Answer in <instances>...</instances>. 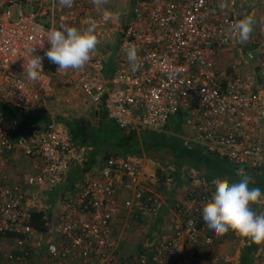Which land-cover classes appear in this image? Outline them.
<instances>
[{"label":"built area","instance_id":"built-area-1","mask_svg":"<svg viewBox=\"0 0 264 264\" xmlns=\"http://www.w3.org/2000/svg\"><path fill=\"white\" fill-rule=\"evenodd\" d=\"M245 1L131 0L118 28L115 17L89 1L73 0L65 7L59 0H0V237L14 236L10 264H39L33 250L44 251L47 264H115V223L126 212L154 216L161 207L151 190L152 185L163 186L156 168L165 174L164 185L175 184L171 165L155 161V170L149 171L145 162L150 160L142 155L113 154L68 185L91 148L77 144L67 126L52 116L34 118L47 113L58 85L76 87L95 112L101 105L120 129L165 132L176 117L188 126L182 136L209 153L252 169L264 165V43L254 33L240 43L229 32L243 18ZM14 9L17 18L12 20ZM89 17L97 22L101 50L118 30L108 74L100 51L82 70L57 71L58 65L45 56L47 31L61 25L87 27ZM133 45L140 58L136 72L125 51ZM232 47L257 68L260 84L249 72L218 67L220 51ZM28 54L42 57L44 73L36 82L24 72ZM18 166L30 171L23 183L11 176ZM196 174L189 175V187L173 193L169 232H153L132 264H200V250L214 244L202 224V206L214 187ZM43 190H56L50 206ZM252 209L261 214L264 200ZM33 212H43L39 231L31 224ZM123 223L125 231L133 230V222ZM232 239L240 246L250 244L234 232ZM263 255L261 249L252 253V264H259ZM212 262L240 264L235 254H216Z\"/></svg>","mask_w":264,"mask_h":264},{"label":"clouds","instance_id":"clouds-1","mask_svg":"<svg viewBox=\"0 0 264 264\" xmlns=\"http://www.w3.org/2000/svg\"><path fill=\"white\" fill-rule=\"evenodd\" d=\"M107 2L108 0H92L97 8ZM59 4L71 7L73 0H59ZM220 7L224 8L225 5L221 4ZM85 23L87 27L84 28L61 25L47 31L45 38L50 47L46 50L45 56L50 62L58 65L57 71L82 70L92 58L100 43L96 34L97 22L89 17ZM255 23L254 16L247 15L235 21L229 32L235 34L240 43H246ZM125 51L131 70L138 71L140 67L138 49L133 45ZM29 57L31 58L24 64V72L27 73L28 80L36 82L44 73L42 57L39 55ZM236 175L239 178L236 182H229L227 174L212 180L214 190L202 206L203 221L218 235L231 230L252 243H264V213L258 214L251 208L252 204L264 200V192L258 187H249L252 177L244 168H239Z\"/></svg>","mask_w":264,"mask_h":264},{"label":"trees","instance_id":"trees-1","mask_svg":"<svg viewBox=\"0 0 264 264\" xmlns=\"http://www.w3.org/2000/svg\"><path fill=\"white\" fill-rule=\"evenodd\" d=\"M114 45H111L112 47ZM108 55V56H107ZM107 59L105 64L107 65L105 73L111 66L112 55L106 52ZM90 126L77 128L75 124L68 119L61 116H54L53 118L62 122L67 126L73 140L79 145H86L87 143L80 138V136H88L92 145L91 151L88 154V161L81 168H76L72 171L67 179V184L72 185L83 171L89 169L96 161L97 156L100 153L102 147L110 149L102 156V161L109 154H134V155H146L153 161H161L172 164L175 167L176 174L180 173L182 169L184 171L194 169L197 170L207 182H212L217 177H222L227 174L229 182L238 181L236 175L239 168H244L245 171L252 177L249 187H258L264 192V165L259 169H252L249 167L234 165L228 162L226 159L209 153L200 145L184 140L179 134L182 133L179 127H174L173 123L179 118H172L169 121L168 130L162 133L156 132H141L136 133L131 130L120 129L113 122L106 118V114L102 109H98L97 115ZM38 120H48L50 116L46 114H39L34 117ZM181 121V120H180ZM82 129H88L82 133ZM91 129V130H89ZM91 131V132H90ZM172 132H175L173 134ZM179 133V134H178ZM31 224L35 229H42V212L32 213ZM13 237V235H9ZM257 244L250 243L244 247L240 255V264L252 263V252L256 248Z\"/></svg>","mask_w":264,"mask_h":264},{"label":"crops","instance_id":"crops-1","mask_svg":"<svg viewBox=\"0 0 264 264\" xmlns=\"http://www.w3.org/2000/svg\"><path fill=\"white\" fill-rule=\"evenodd\" d=\"M248 1V2H247ZM255 4V1H251V0H246L245 4L243 6V17L247 16V15H253L254 16V9H252L249 13L247 11L246 6L248 4ZM263 18L262 20L264 21V13L262 14ZM256 25V24H255ZM254 25V27H255ZM254 29V28H253ZM255 31L253 30L252 33H254ZM257 37V39L261 42L264 43V39L263 37L257 35V33H254ZM112 45V44H110ZM116 46V45H115ZM232 50V51H231ZM112 53V52H111ZM111 53H109L111 55ZM105 60L107 59L106 53H103ZM238 50H236L234 47L232 48H224L220 51V53L217 56L216 62L218 67H220L221 69H226L225 67L227 66H222V60L224 59H230L235 57V59L232 61L233 62V66L230 67L231 69H228V71H239L238 69V65L242 66L241 73L242 72H249L250 74L253 75V77L257 78V74H258V70L256 67L251 66L250 64L245 63L241 58ZM112 57V56H111ZM111 63H112V59H111ZM232 64V63H231ZM227 70V69H226ZM261 80H259V77L256 79V83L257 85L260 84ZM264 88V87H263ZM96 114V112H95ZM110 121V120H109ZM112 122V121H111ZM116 125V124H115ZM169 125V124H168ZM168 128V126H167ZM168 130V129H167ZM166 130V131H167ZM165 131V132H166ZM162 133V132H160ZM173 134H175V132H172ZM179 134V133H178ZM184 140H187L186 137L182 136V133L179 134ZM190 141V140H187ZM193 142V141H190ZM195 143V142H194ZM87 146V145H86ZM91 151V150H90ZM113 155V154H111ZM119 155V154H118ZM109 156V155H108ZM142 156H144L145 158H147L148 162H145L146 164V169L149 171H154L155 170V161L151 160L149 157H147L146 155L142 154ZM160 162L163 165H171L173 167V169L170 171V176L173 178L175 184L174 186H166L164 185V181L165 180V174H163V172H160V170L158 168H156L155 172L157 173V177L160 179V183L163 185H152L151 186V190L156 193L159 196V199L161 200V207L158 211V213L154 216H150V215H137L135 212L129 211L126 212V214H124V216H122L114 225V230L115 233L117 234V236L119 237V246H118V251H117V256L120 254L122 255L121 264H128L129 262H131V264L134 262V260L141 254L144 252L145 248H144V243L146 240H149L152 237V233L155 231H161V232H169V228H168V211L169 208L172 204V199H173V193L175 190L180 189V188H187L191 185L192 183V179H190L189 177H187L184 173V169H182L180 171V173L176 174V170L175 167L172 164L169 163H165V162H161V161H157ZM15 170L14 169L12 171V178L14 177L15 174ZM195 172H197V174L195 175L196 179L201 178L204 179L202 177L201 174L198 173L197 170L194 169H190ZM190 170H187L186 172H190ZM27 172H30L29 169H26ZM81 176V175H80ZM15 179V177H14ZM20 183H23L21 181H19L18 179H15ZM69 180V179H68ZM205 180V179H204ZM77 181V180H76ZM207 182V181H206ZM56 190L53 191H47V190H43L44 196L46 195L45 198V203L47 205H51L54 202V199L56 197ZM126 197L124 194L122 196H120V198ZM252 208V205H251ZM264 213V210L263 212ZM42 216H43V212H42ZM133 222L134 227L133 230L130 231H125V229H123V222ZM202 224L204 225V221L202 220ZM205 227V233H209L212 235L213 239H214V244L210 247H204L203 249L200 250V255L198 258V261L200 264H215L212 262V258L218 254V255H222V254H231V255H238L239 259H240V255H241V251L244 247L248 246H240L241 244L234 241L232 239V232L230 230V236H229V241L228 243H219V238L221 237V235H217L214 231H212L211 229H209L205 223L204 225ZM36 230H41V229H36ZM14 240V236L11 237ZM39 240V238L35 239V243ZM251 243V242H250ZM226 244V246H225ZM14 246H15V242H14ZM232 246L233 249H229V247ZM258 249H261L264 252V243L261 244H257L256 248L254 249V251L252 253H254L255 251H257ZM40 251V250H39ZM34 252V250L32 251V258L34 260H37V262L39 264H47L46 258L42 256H44V251H40L39 254H36ZM4 261V256L2 255V253H0V264ZM5 262V261H4ZM259 264H264V255L263 257L259 260ZM116 264V263H115ZM252 264V263H251Z\"/></svg>","mask_w":264,"mask_h":264},{"label":"rangeland","instance_id":"rangeland-1","mask_svg":"<svg viewBox=\"0 0 264 264\" xmlns=\"http://www.w3.org/2000/svg\"><path fill=\"white\" fill-rule=\"evenodd\" d=\"M84 1H89L91 5H94L92 3V0H84ZM255 1V4L253 3L252 5L249 3L246 8L248 13L254 9V19L256 21V25L254 27V33H257V35L263 37L264 39V21L262 20L263 16L262 14L264 13V0H251ZM248 2V1H247ZM131 0H108L106 4L101 5L99 9L101 12L106 13L110 16L115 17L116 24H118V28H122V25L124 24V21L126 19V15L128 13V9L130 7ZM95 6V5H94ZM17 18V14L14 9V13L12 16V20ZM119 39V34L118 30L113 31L111 35V39L108 41V43L105 44L104 49L101 50V46H97L96 52L100 51V53H111L114 52L116 49V42ZM114 45L110 47L111 45ZM103 47V46H102ZM228 49V48H227ZM232 51V50H231ZM235 57L233 58V60ZM232 58L230 59H224L222 60V66H227L225 67L226 69H231L233 65ZM232 63V64H231ZM239 71L241 72L240 69L244 70L242 66L238 65L237 66ZM95 108H101L102 106L99 105ZM47 113L46 115L48 116H61L65 119H68L69 121L73 122L77 128H82L85 126H90L93 122V119L96 118L93 115V108L90 106V101L84 97L80 91L75 87H68V86H57L56 88V94L54 97L48 101L47 103ZM174 127H179L180 131L183 134H188V126L180 121V120H175V123H173ZM91 130V129H89ZM82 133H86L88 129H82L80 130ZM86 131V132H84ZM91 132V131H90ZM82 140H84L90 148H92V145L88 143L90 141L89 137H83L80 136ZM108 151H111L110 149H105V146L101 148L99 155L96 158V161H100L102 159V156L107 153ZM112 154V153H111ZM109 154V155H111ZM27 167L23 166H18V168L15 170L14 177L15 179H18L19 181L23 182L26 175L29 174V172L26 171ZM185 175L188 177L192 172H186L184 171ZM199 173V172H198ZM200 174V173H199ZM191 179V177L189 176ZM205 225V222H204ZM218 235V234H217ZM220 236V235H219ZM229 236H230V231L227 233L221 235L219 238V243H228L229 241ZM14 240L13 238L9 236L5 237H0V253L4 256V261L1 264H10L8 260V256L12 254V251L14 249ZM226 246V244H225ZM229 249H233L232 246L229 247ZM122 255L117 256L116 264H121Z\"/></svg>","mask_w":264,"mask_h":264},{"label":"water","instance_id":"water-1","mask_svg":"<svg viewBox=\"0 0 264 264\" xmlns=\"http://www.w3.org/2000/svg\"><path fill=\"white\" fill-rule=\"evenodd\" d=\"M95 115H97V112H96V114Z\"/></svg>","mask_w":264,"mask_h":264},{"label":"bare ground","instance_id":"bare-ground-1","mask_svg":"<svg viewBox=\"0 0 264 264\" xmlns=\"http://www.w3.org/2000/svg\"><path fill=\"white\" fill-rule=\"evenodd\" d=\"M154 133V132H153Z\"/></svg>","mask_w":264,"mask_h":264}]
</instances>
